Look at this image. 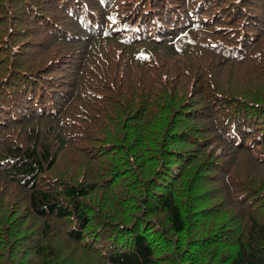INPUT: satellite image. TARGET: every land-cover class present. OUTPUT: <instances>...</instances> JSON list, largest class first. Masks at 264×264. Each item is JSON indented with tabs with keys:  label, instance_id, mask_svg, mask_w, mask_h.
I'll list each match as a JSON object with an SVG mask.
<instances>
[{
	"label": "trees",
	"instance_id": "obj_1",
	"mask_svg": "<svg viewBox=\"0 0 264 264\" xmlns=\"http://www.w3.org/2000/svg\"><path fill=\"white\" fill-rule=\"evenodd\" d=\"M0 264H264V0H0Z\"/></svg>",
	"mask_w": 264,
	"mask_h": 264
}]
</instances>
